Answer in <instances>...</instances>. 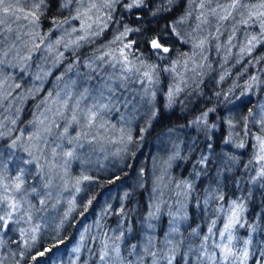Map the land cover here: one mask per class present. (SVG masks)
<instances>
[{"label":"rangeland","instance_id":"obj_1","mask_svg":"<svg viewBox=\"0 0 264 264\" xmlns=\"http://www.w3.org/2000/svg\"><path fill=\"white\" fill-rule=\"evenodd\" d=\"M103 1L70 0L69 2V0H58L57 5L59 6H55L57 12L54 17L51 16L48 18L47 24L44 27L45 31H42L40 26L35 27L31 24L30 18L24 19V12L18 11L16 16H5L0 11V21H3L0 23V60L3 61V64H0L1 140L2 138L7 139L12 137V133L15 132L21 117L20 108H24V102L36 95L41 96L39 93L45 89V84L48 82L49 77L55 80L50 88L47 89L46 87L47 94L45 93L43 97L38 98L37 102L31 106V123L21 132L23 135L20 133L17 136L19 140L16 146H11L13 141L8 144L9 151L15 156L18 155L19 158H11L9 155L7 164L9 168L7 171L3 169L5 168L4 164L2 165L1 163L0 165V200H3L4 197L10 198L9 201L0 204V208H3L5 212L9 211L10 209H8L7 204L14 197L19 208L13 213L12 218L20 221L23 218L21 223H13L12 220H9L7 227L0 229V257L2 251L6 253L8 247L6 245L23 239V232L29 235L28 239L30 240L32 235L47 234L52 224L58 226L66 221L70 216L69 214L77 208H80L92 192L94 187L93 180L95 178H99L106 173L121 168L128 153L135 149V145L138 144V147L145 145L141 140L146 136L147 129H150V122L156 114V107L160 105L167 107L173 95L180 94L183 90L187 92L194 89V85L198 77H200V71L206 73L210 69L207 64L205 68L197 67L191 61L187 66L183 65L181 68L175 69L173 71L174 73L167 78L166 87L162 95H155L153 89L147 87V84H143L142 82L138 83L139 88L135 86L129 88L126 82L128 79H131L129 77L130 75L145 71H150L153 74L155 69L158 68L157 64L161 61V58L146 57L144 54L145 61H142L139 60L141 57L140 50L135 49L136 55L132 57L130 56V52L134 48H126L124 52L128 56V60L132 62L135 68H140L141 70L140 72H125L120 49L124 48V45L128 44V42H121L126 41L125 38L116 40V37L124 31V28L123 31L120 30V32L115 34H113L114 30L109 31L106 40H102L99 43L95 42V39L103 33L102 30L107 28L110 23V14L102 8ZM7 2L13 5L19 3V7L27 12L37 0H7ZM63 3H68V6L61 7ZM93 3L97 7L89 11ZM194 8L195 13L193 16L190 15V4L187 6V10L185 9L183 14L178 17L174 23V28L179 35L176 33L173 34L178 36L180 42H184L190 46L188 48L186 47L188 51L191 49L199 54L201 49L205 50L207 48L208 43L206 41L211 36L210 34H213L214 37L224 31H217L216 27L213 28V24L218 18L215 7L204 6L201 8L199 3ZM77 12L81 13L79 19L76 18ZM17 17L20 18L18 19ZM189 17H193L194 19L190 21L187 19ZM53 18L58 21L67 20L68 22L63 24L62 27L56 28L52 23ZM89 24L91 25L90 28L87 27ZM73 28L77 29V31L74 32ZM257 32L249 31L246 33L245 40L241 43V54H248L249 48L252 50L264 40L262 32L259 31L260 35L256 36ZM230 34L232 36L233 32H230ZM81 36H85L86 39L81 40ZM253 36L257 39L249 44ZM57 40L61 42L57 44ZM114 40L116 41L115 43L121 45L115 51L118 56L120 55L116 57L117 61L120 62L119 64L115 63L117 67H115V60H113L114 54L109 52L111 45L115 44L113 43ZM201 41H203L202 46H198L201 45ZM214 42H216L215 38H213ZM86 46L90 48L85 50V54L81 52L82 55L84 54V58L80 60L79 56L81 53L78 55L77 51ZM172 54L171 66L175 68L180 54H177V52H173ZM230 54H236V50H233ZM219 60L214 61L216 70H219L221 66L220 61L222 62V60ZM142 65L154 66V70L153 67H143ZM163 69L167 68L163 67ZM186 71L187 73H185ZM99 74L100 77H98ZM222 77L223 75L217 77L215 85L219 84ZM139 79L140 77L136 78L135 81L138 82ZM262 79L264 80V76ZM234 81L235 79L233 83ZM161 87L159 86V88ZM177 87L180 89L179 92L175 91ZM150 89L151 91L149 92ZM170 92H172L171 97L169 96ZM101 93H103L102 98ZM229 93L231 92L227 91L228 95H230ZM249 93L250 90L248 87L242 98L247 97ZM200 95L201 93L199 92L198 96ZM254 99L252 98L249 103L245 102L244 107L235 106L234 110H231L232 114L237 113V126L233 125L234 123L229 116H221L218 120L223 129L224 125L226 127V131L224 132L221 128L222 135L225 136L224 142L234 149V153H239V150L242 148L238 147V145L241 143L246 144L242 139L245 138V131L249 125L244 120L245 114L248 113L247 116L253 130V134L251 133L252 154L251 157H248L254 163L252 172L248 175L249 181L247 183H252L253 187L256 186L257 181L261 178L258 176L261 165L256 163L257 141L255 138L256 136H264V97L256 101ZM224 103L228 105L222 99L220 104L224 105ZM101 104L105 107L101 110V114L90 124L87 118L88 109L93 108L94 105L99 107ZM180 107H183L185 110L189 109L184 104H180ZM211 109L214 110L209 112L211 113V118L216 119L218 109L216 106H213ZM207 111L208 109L205 110V112ZM231 112L228 111L227 115H230ZM201 115L197 116V118ZM74 116L76 118L75 120H73ZM197 118L193 121H196ZM207 119L205 122L192 123L190 128L195 127L197 130H201L202 128V131L204 130L206 132L207 130L208 132L215 131L216 126L208 125ZM230 121L231 125L229 123ZM179 129L163 132L161 137L164 139H156L153 142L159 143V147L147 171V190L149 191V195L146 204L148 208L147 211L145 210L143 221L144 232L141 233L142 244H140V253L134 255L135 257H133L131 264H138L139 259H144L148 255L145 252V248L149 237L152 238L150 251L154 248L152 252L157 253V255L159 254V256H164L169 253V248L172 246L166 244V239H170L174 245H180L183 244L184 239L183 236L181 239V235L184 233H186L184 236L190 237L192 236V232L193 236L197 235V231L202 232L199 227H196L197 229L192 228L190 230L192 232L184 231L186 227L183 228L184 222L186 221V218L183 219V216H185L187 207V204H184L187 202V179H189V166H184V164L187 161L186 159L192 156L194 152L198 153V151H196L193 144H190V150L182 153L173 143L164 142L169 139L186 137V131ZM215 132L214 135L217 133L216 138L219 141H223V137L219 135V131ZM30 135L38 136V139L30 140L28 139ZM134 135L138 142H134ZM129 136H131L130 141L128 139ZM67 152H72V155H65ZM142 153L145 156V151ZM181 153L183 157H179ZM207 153H210V151ZM178 157L182 159H179L176 168L177 174L173 176L171 175L170 169ZM195 157H197L196 154ZM183 167H185V170H183ZM191 167L193 168V166ZM199 168L200 165H197L196 171ZM36 172H39V177L42 180L37 190H34L33 187L38 184L30 185L27 189H24L22 185L21 193L13 190L16 176L26 173L25 177L28 176L29 178L34 176ZM197 176L198 172L195 174V181L197 180ZM221 176L222 174L220 173L215 179H212L213 183L215 182L220 185L219 192L213 193L212 188H204V190L206 191V196H209L210 192V195L215 200H219V198L222 200L224 196L227 198L224 207H216L219 214L221 209H224L225 213L219 216L218 224L220 225L217 227H208L204 232V236L207 235L206 237L209 238L212 234L215 236V239H212L210 243L215 247L214 256L219 258L220 264H235V262L238 263L236 254L244 256L235 251L238 248L235 243L240 235L237 227L238 229L240 227L242 228L247 211V206L245 205L247 204V199L245 200L244 198L250 197L247 192L251 187L243 185V181L238 176L233 184L231 183L232 188H235L236 191H230L232 188L230 189L228 182L226 184V180L230 176H227V179L223 176L221 178ZM237 178L240 179V182ZM222 179L225 180L223 181ZM209 184L206 186H209ZM6 185L8 186L7 191H5ZM242 191L243 197L242 194L239 197V193ZM235 192L238 195H232ZM122 196L124 195L122 194ZM51 198L53 199V203L49 206L48 200L51 201ZM165 200H168L169 206L174 209L168 210L167 215L169 219L164 226L163 236L156 243L154 241L155 217L161 208V203H166ZM233 201L242 205L243 209L239 211L238 222L231 229L233 236L232 252L234 255L225 259L222 249L216 245L227 243L226 239H221L219 233L224 230V225L228 223V217L231 214L228 209L232 206ZM106 208L107 206L104 209L106 210ZM3 214V212H0V215ZM52 215L54 216L52 217ZM149 224L152 225L151 228L148 227ZM91 227L96 230L99 224L95 223ZM34 228L36 229L35 231H33ZM210 229L211 232L209 231ZM86 231L83 228L78 239L71 245V256L68 254L65 255L67 262L69 261L70 264H78L76 257L79 256L82 243L85 240L84 236ZM169 233H171V236H169ZM110 240L104 243V245H108L107 252L109 255L106 258L107 264H112L115 257ZM193 242L194 240H191L190 244ZM46 244L47 247H50V243ZM157 245L158 248L156 249ZM242 245L247 248L248 242L246 243L245 241ZM201 246L198 249V253L195 254V257L209 260L210 258H205L201 253ZM244 251L246 250L242 252ZM3 258L4 255L2 259L0 258V264H3ZM61 259L63 263V259L65 258L61 257ZM153 259L152 263H154ZM156 260H159V258L157 257ZM212 260L215 261L214 258ZM101 262L105 264L104 261ZM196 262L197 259L192 264ZM148 263L150 264V258L148 259ZM240 263H242V258ZM252 264L259 263L255 262Z\"/></svg>","mask_w":264,"mask_h":264},{"label":"trees","instance_id":"obj_2","mask_svg":"<svg viewBox=\"0 0 264 264\" xmlns=\"http://www.w3.org/2000/svg\"><path fill=\"white\" fill-rule=\"evenodd\" d=\"M57 2L58 0H47L48 7L46 10H43V15L39 21V26L42 31H45L44 27L47 24L48 18L51 16L54 17L57 12L56 7L59 6L57 5ZM127 2H129V0H121V2L117 3L113 9L102 7L105 9V12L110 14L111 18L109 19L110 23L107 28L102 30L104 34L101 33L98 38L95 39V42L99 43L102 40H106L109 31L111 32L112 30H114L113 34H115L120 32V30L123 31V28L125 27L140 29L138 32L132 31L128 33L125 37L126 41L121 42L132 44V47L134 48V50L130 52V56L132 57L133 55H136L135 49L140 50L141 55H139L141 57L139 60L145 61L144 54L146 57H159L156 55L155 50L151 49L146 41L157 33L167 30L165 35L168 37V46L171 48L169 53L161 54L164 58H161V61L157 64L158 68L153 72L151 81L143 76V72L132 74L129 76L131 79H128L126 82L129 88L134 86L139 88L138 83L142 82L143 84L146 83L147 87L153 89L155 95H162L166 87V80L172 73H174L173 71L175 69L181 68L183 65L187 66L190 61L192 63L194 62V65L197 67L205 68L207 64L210 69L206 73L200 71V77H198L194 89L187 92L183 90L180 94L177 93V95H173L170 98V104H168L167 107L164 105L156 107V114L151 119L150 129H147L146 136L141 140L145 145L140 147H138V144L135 145V149L128 153L121 168L106 173L99 178H95L93 180V190L80 208H77L69 214V218L60 225L57 226L52 224L49 228V232L45 235L35 234V236L32 235L29 240V235L23 232V239H19L14 243H9L6 245L8 246L6 253H4V251L1 252V259L4 255L3 264H70L69 261L67 262L65 255L68 253V255L71 256L70 247L78 239L83 228L84 231H87L84 236L85 240L83 241L84 244L82 243L79 256L76 257L78 264H102L100 255L105 251L104 243L108 242L110 239L111 247L115 254L112 264H131L133 257H135L134 255L140 253V244H142L141 233L144 232L143 221L145 210L147 211L148 208L146 207V204L149 195V191L147 190V171L149 169V164L152 162L153 156L159 147V143L153 142L156 139H164L161 137L163 132L177 128L185 130L186 137L169 139L164 142L173 143L182 153L190 150V144H193L196 151H198V153L194 152L192 156L186 159L187 161L184 164V166H189V179H187V182L190 187L187 189V202L184 204H187V207L185 216H183V219L186 218L183 228L186 227L184 231H190L192 228L195 229L196 227H199L202 232L200 233V231H197V235L193 236V232L190 231L192 232V236L190 237H186V235L184 236L186 233H182L183 235H181V239L183 236V244L177 245L175 258L172 260V264H192L196 259L197 262L195 264H220L219 258L214 256L215 247L210 243L212 239H215V236L212 234L207 241L204 239L207 236H204V232L207 228L219 226V216L220 214L225 213L224 209H221L219 214L216 207H224L227 198L224 196V199L222 198V200H220V198L219 200H215L210 195V192L209 196H206V191L204 190V188H212L213 193L220 191V185L212 182V179H215L220 173L226 179L228 178L227 176H230L226 180V184L227 182L229 183L230 189L232 188L231 183L233 184L238 176L241 181H243V185L251 187L247 192L250 197L244 198L245 200L247 199V204H245L247 206V211L242 223V228L240 227L238 229L237 227L240 235L235 243L238 247L235 251L241 254L247 252V258L245 256H240V254H236L238 263L241 262L242 258V263L240 264H252L255 262L263 264L264 177H261L260 180L257 181L255 187L252 186V183H247V181H249L248 175L251 174L254 163L253 161L250 163L251 160L248 157H251L253 148L251 135V133L253 134V130L247 116L248 113L245 114L244 120L246 123H249V129H246L245 138L242 139L246 144H244V147L239 150V153H234V149L224 142L225 136L222 135V125L219 124L218 120L221 116H229L234 123L233 125L237 126V113L235 112L232 114L231 110H234L235 106L244 107V103H249L252 98H255L254 100L256 101L264 97V80L262 79L264 76V40L256 45L248 54H241V43L245 40L246 33L249 31H261V21H264V17L254 16L250 19L249 13L264 11V9L252 8V5H259L264 2V0H238L239 5L241 6L236 8L227 7L234 3V0H171V3H169L168 0H145V7L133 9L131 12L127 11L123 6ZM104 3L105 0L103 1L102 6ZM199 3H203L204 6L207 7H215L218 18L213 24V28L216 27L217 31L224 32L214 37L213 34H210L211 36L208 38V41H206L208 43V46L206 44L207 48L205 50L201 49L198 54L191 49L188 51L186 47L188 48L190 46L184 42H180L178 36L171 33V29L174 27V23L178 17L183 14L185 9L187 10L188 5L191 4L190 15L193 16L195 13L194 6L197 7ZM242 5H247V7ZM225 16L227 18L222 19V17ZM187 19L191 21L194 18L189 17ZM245 21H247V23H245ZM229 31L233 32L232 36ZM258 32L256 33V36L260 35V32ZM213 38H215L216 41L214 43ZM120 46L121 45L115 43L110 47L109 52L114 54V64L120 63L117 61L116 57L118 55L115 52L116 48H119ZM87 48L90 47L86 46L78 50V55L81 52L85 54ZM233 50H236V54L232 55L230 53ZM173 52L180 54L176 62L177 67L175 66V68L171 66ZM84 54H80V60L84 58ZM219 59L222 60V62ZM217 60L221 63L219 70H216L215 68L214 61ZM115 67H117L116 64ZM163 67L169 70L163 69ZM187 71L185 73H187ZM219 75H223L221 78L222 80L218 85H215V81ZM98 77H100V74ZM138 77H140V79L136 82L135 79ZM253 77H255V79H253ZM234 79L235 81L233 83ZM54 82L55 80L49 77L48 82L45 84V89L39 93L41 96L36 95L24 102V108H20L21 117L15 132L12 133V137L7 139L2 138V140L0 138V165L1 163L2 165L4 164L5 168L3 169L5 171L9 168L7 165L9 155L11 158L18 157V155L15 156L9 151L8 144L16 139V137L25 130L28 125H30L32 114L31 106L37 102L38 98L43 97L45 93L47 94L46 87L47 89L50 88ZM159 86L161 88H159ZM248 87L250 93L247 97L242 98ZM227 91L232 94L229 93L230 95H228ZM199 92L201 93L200 96H198ZM222 99L224 102H227L228 105H225V103L224 105H221L220 101H222ZM233 99L236 100L234 101ZM180 104L186 105L189 109H183V107H180ZM213 106H216L218 109L216 112L217 116L216 119H213L211 118V113H208L207 124L216 126L215 131H219V135L223 137V141H219V139L216 138L217 133L215 131L208 132L207 130L206 132L204 130L202 131V128L201 130H197L195 127L190 128V125L194 123L193 120H195L197 116L203 114L205 110H209ZM228 111L231 112L230 115H227ZM224 131H226L225 125L223 132ZM153 132H155V134H153ZM214 132L216 133L215 135ZM134 142H138L136 141L135 135ZM209 144L211 147H209ZM143 151H145V156H143ZM208 151H210V153L212 151V153H207ZM182 153L179 157H183ZM195 154L197 157H195ZM179 157L170 169L171 175L173 176L177 174L176 168L179 159H182ZM203 157H207V160L204 162H202ZM195 160L197 161L195 162ZM197 165H200V168L196 171ZM191 166H193V168ZM218 166L220 168L219 170ZM183 170H185V167H183ZM194 171L198 172L196 181V172L193 173ZM25 175L26 173L23 174L24 189H27L30 185L38 184L33 187L34 190H37L40 182H42L41 177H39V172H36L34 176L29 178L28 176L25 177ZM240 179L237 178L239 182ZM208 184L209 186H206ZM232 190L236 191L235 188H232L230 191ZM122 194L124 196H122ZM234 194L238 195L237 192L232 195ZM240 194H242L243 197V191L239 193V197ZM52 201V198L51 201L48 200L49 206L53 203ZM165 201L166 203H161V208L155 217L156 225L154 241L156 243H158L163 236L164 226L169 219V216L167 215L168 210L174 209L169 206L168 200ZM105 206H107L106 210L104 209ZM53 216L54 215H52V217ZM12 221L13 223H17L16 221L21 223L23 218H21V221L12 218ZM95 223L99 224V227L96 230L91 227V225H94ZM181 231L183 230L181 229ZM117 237H119V239H117ZM191 240H194L192 244H190ZM245 241L246 243L248 242L247 248L242 245ZM46 243H50V247H47ZM202 244L203 251H201V253L205 258H210L209 260L204 258L198 259V257H195V254L198 253V249ZM133 246L136 247L134 248ZM157 248L158 245L156 249ZM114 249H118V253L114 251ZM243 250L246 251L242 252ZM40 253H43V255H40ZM170 255H172V253L169 252L164 256ZM33 257H35V259H33ZM61 257L65 258L63 259V263ZM117 257H119V259H117ZM157 257L159 258L161 256L158 254ZM149 258L150 264H166L165 260H156L153 259L152 256L150 257V255L145 256L144 259H139L138 264H142V262L143 264H149ZM212 258H214L215 261H213ZM152 259L154 263H152ZM238 263L235 262V264Z\"/></svg>","mask_w":264,"mask_h":264},{"label":"snow or ice","instance_id":"obj_3","mask_svg":"<svg viewBox=\"0 0 264 264\" xmlns=\"http://www.w3.org/2000/svg\"><path fill=\"white\" fill-rule=\"evenodd\" d=\"M70 2V0H69ZM121 0H105V3L103 5V7L108 8V9H113L114 6L117 3H120ZM169 3H171V0H168ZM68 3H63L61 5V7H67ZM124 8L131 12L133 9H140L142 7H145V0H129V2L125 3ZM239 5L238 0H234V3H232L231 5H228L227 7L230 8H236ZM244 7H247V5H242ZM48 7V3L47 0H37V2L33 3L32 8L30 10H28L27 12H25V10L23 8L19 7V3H17L16 5H13L11 3H8L7 0H0V11H2L4 13L5 16L8 15H12V16H16V13L19 12H24V19H29L30 18V23L33 24L35 27H39V21L41 16L43 15V10H46ZM97 5L95 3L91 4L89 11L92 8H96ZM200 7L203 8L204 4L201 3ZM252 8L255 9H264V2L260 3L259 5H252ZM214 11V10H213ZM264 17V11H255V12H250L249 13V18L251 19L252 17ZM81 17V13L77 12V16L76 18L79 19ZM18 19L20 17H17ZM110 15H109V19H110ZM227 17H222V19H226ZM3 21H0V23H2ZM67 20L64 21H58L55 18H53V25L56 28H60L63 26V24L67 23ZM245 23H247V21H245ZM106 26V25H105ZM87 27H91V25H87ZM73 31H77V29L73 28ZM132 31H140V29H131L128 27L124 28V31L120 33L119 36L116 37V40H122L123 38H125L128 33L132 32ZM167 30H163L160 33H157L156 35L150 37L146 43H148L150 45V48L155 50L156 55H158L160 58H164L161 54H167L171 51L170 46H168V37L165 35V32ZM261 32L262 35H264V21H261ZM171 33H176V29L173 27L171 29ZM177 35H179L178 33H176ZM37 35H39L37 33ZM81 40L86 39L85 36H81L80 37ZM257 38L255 36H253L251 38V40L249 41V44L252 43V41H255ZM61 41L57 40L56 43L59 44ZM116 41L114 40L113 43H115ZM203 41H201V45L198 46H202ZM132 44L128 43L124 45V48L120 49V55L121 57H123V67L125 72H132V71H136V72H140V68H135L134 65H132V62L128 60V56L125 54L124 49L126 48H131ZM248 51H251V48L248 49ZM110 55V54H109ZM101 59H103V57H101ZM0 64H3V61L0 60ZM143 67H153L154 70V66H146V65H142ZM167 70V69H166ZM143 76L145 78H147L149 81L152 80V72L150 71H145L143 72ZM253 79H255V77H253ZM176 92H179L180 89L177 87L175 89ZM101 98L103 97V93L100 94ZM172 92L169 93V96L171 97ZM66 103V101H65ZM78 103V102H77ZM104 105H99V107L97 106H93V108H89L87 111V118L89 123L91 124L96 118L97 116H99L101 114V110L104 108ZM214 111L213 109H209L207 112H204L200 117L197 118L196 121H194V123H201V122H205L207 117H208V113ZM75 116L73 117V120H75ZM13 123H15V121H13ZM231 125V121L229 122ZM65 131H67V129H65ZM0 135H2V133H0ZM21 135H23V133H21ZM28 139L32 140V139H38V136L35 135H30L28 137ZM129 141L131 140V136L128 137ZM256 141H257V153H256V163L261 165L260 168V172L258 173L259 177H264V136H256ZM19 140V137H17L16 139L13 140L12 142V147H15L17 144V141ZM209 147H211V145L209 144ZM238 147H244V144L241 143L238 145ZM31 155V153H29ZM65 155L71 156L72 152H67L65 153ZM207 157H203L202 158V162L206 161ZM251 163V161H250ZM247 167V166H246ZM24 183V178H23V174L18 175L15 177V182L13 185V190L15 192L21 193L22 192V185ZM188 187H190V185H188ZM8 190V186H5V191ZM222 198V197H221ZM9 197H4L3 200H0V204H3L7 201H9ZM8 209H10L9 211H4L3 208H0V212H3V215H0V228H6L8 225L9 220H12L13 217V213L16 212L19 208V205L16 201V199L13 197L11 198V202L7 204ZM243 206L236 203L235 201H233L232 206L228 209V211L231 213L228 217V223H226L224 225V230L221 231L219 233V236L221 237L222 240L226 239L227 243L224 244H220V245H216L217 247H220L222 249L223 255L225 259H228L229 256H233L234 253L232 252V240H233V236L231 233V229L233 228L234 224L238 222V214L239 211H242ZM30 219V217H29ZM18 223V221H16ZM149 228L152 227L151 224L148 225ZM36 229L34 228L33 231H35ZM175 231V230H173ZM211 232V229L209 230ZM23 234V233H22ZM169 236H171V233H169ZM117 239H119V237H117ZM205 241H207L209 239V237H205L204 238ZM166 244L172 245L169 248V252L172 253V255L170 256H161L159 257V259H163L165 260L166 264H172V260L175 258V252H176V248L177 245L172 244V241L170 239H166ZM134 248L136 246H133ZM152 247V238L149 237L147 239L146 242V248H145V252L148 255H151L154 259L157 258V253L150 251V248ZM105 251L103 252L102 255H100V260L104 261L105 264H107V259L108 258V252H107V248L108 245L105 244L104 245ZM191 250V249H190ZM201 251H203V246H201ZM114 251H116L118 253V249H114ZM40 255H43V253H40ZM243 255L246 257L247 256V252L243 253ZM33 259H35V257H33ZM117 259H119V257H117Z\"/></svg>","mask_w":264,"mask_h":264},{"label":"bare ground","instance_id":"obj_4","mask_svg":"<svg viewBox=\"0 0 264 264\" xmlns=\"http://www.w3.org/2000/svg\"><path fill=\"white\" fill-rule=\"evenodd\" d=\"M84 244V243H83ZM68 254V253H67Z\"/></svg>","mask_w":264,"mask_h":264}]
</instances>
